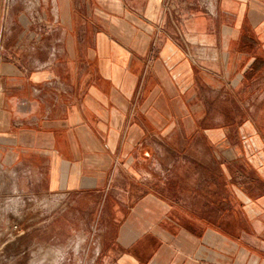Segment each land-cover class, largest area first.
Masks as SVG:
<instances>
[{
	"label": "crops",
	"instance_id": "0c3cea01",
	"mask_svg": "<svg viewBox=\"0 0 264 264\" xmlns=\"http://www.w3.org/2000/svg\"><path fill=\"white\" fill-rule=\"evenodd\" d=\"M8 179L48 263L264 264V0H0Z\"/></svg>",
	"mask_w": 264,
	"mask_h": 264
},
{
	"label": "rangeland",
	"instance_id": "374dc122",
	"mask_svg": "<svg viewBox=\"0 0 264 264\" xmlns=\"http://www.w3.org/2000/svg\"><path fill=\"white\" fill-rule=\"evenodd\" d=\"M10 187L9 179L6 185L0 181V264H62L56 258H51V263H48V259L39 255L38 252V243L35 239L40 238L41 244H47L44 241L47 237V227L44 223L47 210H36L34 207H30L27 199H23L26 202L23 209L17 208L14 196L5 192L6 188L11 189ZM6 198L9 199L6 200ZM60 208L56 207V212L61 211ZM6 213L9 215V219L14 222L13 225L19 226L18 232H6L5 228L1 226V219ZM36 215L41 218L40 226L36 221ZM17 235L20 236L17 237Z\"/></svg>",
	"mask_w": 264,
	"mask_h": 264
},
{
	"label": "built area",
	"instance_id": "2783aa9c",
	"mask_svg": "<svg viewBox=\"0 0 264 264\" xmlns=\"http://www.w3.org/2000/svg\"><path fill=\"white\" fill-rule=\"evenodd\" d=\"M12 232H18L19 231V226L18 225H13L11 228Z\"/></svg>",
	"mask_w": 264,
	"mask_h": 264
},
{
	"label": "bare ground",
	"instance_id": "6f19581e",
	"mask_svg": "<svg viewBox=\"0 0 264 264\" xmlns=\"http://www.w3.org/2000/svg\"><path fill=\"white\" fill-rule=\"evenodd\" d=\"M53 257V256H52Z\"/></svg>",
	"mask_w": 264,
	"mask_h": 264
}]
</instances>
